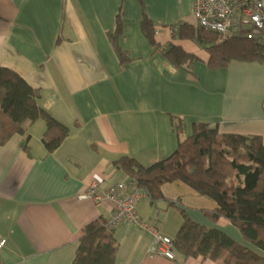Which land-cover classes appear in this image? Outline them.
<instances>
[{
	"label": "crops",
	"instance_id": "obj_1",
	"mask_svg": "<svg viewBox=\"0 0 264 264\" xmlns=\"http://www.w3.org/2000/svg\"><path fill=\"white\" fill-rule=\"evenodd\" d=\"M192 1L0 0V67L38 90L39 105L68 131L52 153L42 141V121L0 146L4 264H74L82 229L106 221L113 209L110 202L98 206L81 196L94 183L105 189L128 180L114 166L120 157L144 166L167 158L194 124L216 127L220 135L259 137L264 146V61L231 60L210 69L204 44L198 50L195 41L177 37L185 25L197 28ZM142 15L163 48L180 46L199 59L191 74L153 52L141 32ZM118 20L117 44L129 59L123 65L110 39ZM161 193L164 201L146 197L136 212L162 235L174 237L181 209L198 225L264 256L229 221L205 215L218 207L210 198L181 182L163 185ZM113 233L116 264H217L149 256L152 236L132 225Z\"/></svg>",
	"mask_w": 264,
	"mask_h": 264
},
{
	"label": "trees",
	"instance_id": "obj_2",
	"mask_svg": "<svg viewBox=\"0 0 264 264\" xmlns=\"http://www.w3.org/2000/svg\"><path fill=\"white\" fill-rule=\"evenodd\" d=\"M119 32L118 20L116 33L110 39L123 65L129 59L117 44ZM141 32L154 53H159L174 68L192 73V66L199 59L180 46L163 48L155 39L151 22L143 15ZM177 37L204 44L210 69L224 68L231 60L264 61L262 48L247 39L218 42L216 35L187 25L178 30ZM39 100L38 90L14 71L0 67V146L16 134L25 135L27 127L37 121L45 125L42 141L46 152L52 153L60 146L68 136L67 128L45 111ZM173 120L174 128L183 131L182 122ZM29 139L26 135L25 151ZM114 166L145 191L152 203L164 201L161 187L174 182L210 198L218 207L205 215L213 222L226 219L246 242L264 253V146L259 137L220 135L216 127L194 124L191 135L179 142L167 158L144 166L135 158L120 157ZM179 213L183 221L172 238V245L182 260L202 258L217 264H264V256L236 243L218 229L198 225L183 210L179 209ZM113 231L102 218L86 225L78 238L74 264H116L118 243Z\"/></svg>",
	"mask_w": 264,
	"mask_h": 264
},
{
	"label": "built area",
	"instance_id": "obj_3",
	"mask_svg": "<svg viewBox=\"0 0 264 264\" xmlns=\"http://www.w3.org/2000/svg\"><path fill=\"white\" fill-rule=\"evenodd\" d=\"M192 15L197 28L216 35L218 42L243 38L258 45L264 52V0H193ZM146 197L147 193L129 179L105 189L94 183L81 196L98 206L110 202L112 213L105 221L108 229L114 230L122 224L137 227L152 236L149 256L174 261L172 239L162 235L155 225L142 220L136 212V205ZM5 246L6 241L0 237V264H4L2 252Z\"/></svg>",
	"mask_w": 264,
	"mask_h": 264
},
{
	"label": "rangeland",
	"instance_id": "obj_4",
	"mask_svg": "<svg viewBox=\"0 0 264 264\" xmlns=\"http://www.w3.org/2000/svg\"><path fill=\"white\" fill-rule=\"evenodd\" d=\"M197 43V42H196ZM200 44L199 43H197V44H195V47H197L198 48V50H202L201 49V47L199 46Z\"/></svg>",
	"mask_w": 264,
	"mask_h": 264
}]
</instances>
